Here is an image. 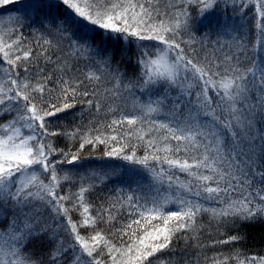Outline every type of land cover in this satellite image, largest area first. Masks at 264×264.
Returning a JSON list of instances; mask_svg holds the SVG:
<instances>
[{"label":"snow or ice","instance_id":"1","mask_svg":"<svg viewBox=\"0 0 264 264\" xmlns=\"http://www.w3.org/2000/svg\"><path fill=\"white\" fill-rule=\"evenodd\" d=\"M9 2L0 0V7ZM220 3L173 0L162 10L160 0H37L29 6L35 15L28 26L39 17L32 46L21 31L23 17L9 15L20 23L7 39L0 34V116L10 117L0 123V220L6 225L0 228V264H107L105 253L111 264H152L148 258L171 251L177 234L194 231L203 213L225 224L264 219V0H256L260 35L251 54L243 25L209 22ZM132 38L161 46L149 52L137 45L140 71L125 82L120 64ZM101 82L111 85L104 89L107 99L137 91L149 99H134V114L121 110L105 125L115 134L95 126L57 127L60 114L75 107L77 97H95ZM83 102L101 108L98 100ZM61 136L79 140V148L57 147ZM133 138L146 144L143 156L130 144ZM86 145H104L105 157L129 165H110L104 177L123 170L137 184L135 191L129 185L124 199L139 218L117 230L128 237L120 246L97 229L115 219L110 209L119 199L93 215L85 200L91 184L82 183L76 193L61 191L74 181L71 169L60 166L80 160ZM175 170L189 179L181 181ZM141 171L151 180L147 195L136 179ZM165 183L162 194L156 185ZM170 203L178 210L165 211ZM73 210L79 220L72 219ZM88 228L92 233L83 235L80 229ZM239 239L232 235L222 243ZM35 241H46L47 251L32 248ZM229 259L264 264V257L238 250L215 264Z\"/></svg>","mask_w":264,"mask_h":264},{"label":"trees","instance_id":"2","mask_svg":"<svg viewBox=\"0 0 264 264\" xmlns=\"http://www.w3.org/2000/svg\"><path fill=\"white\" fill-rule=\"evenodd\" d=\"M37 2V0H28L26 2L22 0H10L7 5L0 7V30L5 34V39H7V33L12 29L18 27L20 21H10L9 15L16 17H23L24 27L22 28V34L25 38V43L32 46L35 44L37 39V33L35 28L39 27V17H36V24L32 27L28 26L29 18L35 14L31 11L30 5ZM173 3V0H160V8L163 10L167 5ZM169 11H174L169 8ZM236 12V10H235ZM223 5L220 3L219 7L215 12L209 17L210 23H217L223 20ZM196 13L193 11V16ZM257 15V11L253 12L251 9H241L240 13L236 12V20H231L229 24H235L237 28L243 25L240 30V34L244 37L245 44L248 47L249 54L257 46V41L260 35V31L256 30L254 17ZM199 31H205V26L203 24H197ZM14 38V37H12ZM213 39H216L213 36ZM133 43L127 47L124 51V59L120 64V71L126 73L125 82L127 79L134 78L140 71L136 65V59L139 55L141 49L137 45L146 46L149 52H154L155 46H161L157 41H137L132 38ZM219 55V53H217ZM259 56L264 57V50L259 52ZM43 65V62L41 61ZM50 70L52 65L47 66ZM82 70L84 69L83 63L80 64ZM106 87H111L110 84L101 82L99 92L95 97L88 96L77 97V102L75 107L68 110L65 113L60 114V118L56 120V126L59 128H67L69 130L75 128L76 126H81L83 130H87L90 127H98L101 132L111 135L115 134L110 129L106 128L105 125L110 123L114 118H118L120 111L123 110L126 113H135L136 105L134 104V99L138 98L137 103L146 102L149 99L148 94L140 93L137 91L135 97L129 95L127 92L123 94V97L116 99L115 101L107 99L104 89ZM85 99H92L94 101L98 100L101 103V108L96 111L95 107L89 109L88 105L83 101ZM109 108L112 111H109ZM10 119L9 116H0V123L6 122ZM153 119L162 120L163 115L153 116ZM135 127V126H133ZM121 131V129H117ZM92 135H96V132H92ZM175 143V142H173ZM55 144L57 147L68 151L71 149L73 152L79 148V140L69 139L67 137L61 136L55 138ZM130 144L136 145V152L138 156H143L146 150V144L144 142H137L135 138L130 141ZM105 146L98 145L92 147L86 145L85 148L80 152V160L74 162L72 165L64 163L60 167L65 170L71 169L73 184H64L61 191L64 193H76L83 183L85 186L89 184L92 187L88 192L85 193V200L88 204L92 206V214L95 215V210L100 206L104 205L107 207L110 203H117V207L110 209L112 215L115 217L111 223H99L97 224L98 230H103L104 234L117 246H120L122 241L128 239L127 236H121L117 231L123 226H126L134 219H138L139 215H130L132 209L128 206L124 197L130 195L128 191L129 185L132 190H137V184L133 183L127 175L123 174L121 170L120 175H110L104 177V173L111 172V167L114 165H122L124 167H129L126 162L118 160L116 158H109L104 156ZM167 166L165 165V168ZM93 173L96 175L94 176ZM176 176L179 177L181 181H187L189 177L186 173L179 172L175 170ZM83 178V179H82ZM140 181L143 189V194L147 195L151 189L149 185L151 180L149 179L148 173L141 171L140 175L136 177ZM162 194H167L168 185H156ZM121 189L124 191L121 192ZM140 195L141 192L137 191ZM213 206V205H206ZM173 207V208H171ZM178 210V205L170 203L165 211ZM45 217H48L49 213L47 209H41ZM73 220H79V212L71 211L70 213ZM198 223L196 229L189 230L187 232L178 233L173 239L171 245L169 246L171 251L164 250L158 252L153 257H149V261L152 264H160V260L167 261V264H215V258L223 260L225 256L231 257L237 250L242 254V256H257L264 257V219H257L254 221H237L233 224L231 221L228 223H221L213 219L210 213H203L198 218ZM153 223H159V221H153ZM6 225L3 220H0V228H4ZM83 235H88L92 233V229H80ZM232 235H238L240 239L238 241L230 243H222V241L227 240L228 237ZM44 243V244H42ZM35 241L33 242L32 248L37 252L47 251V242ZM159 258V259H158ZM107 261V264H111L108 260L107 253L102 258ZM147 264V262H145ZM228 264H235V261L229 259Z\"/></svg>","mask_w":264,"mask_h":264},{"label":"rangeland","instance_id":"3","mask_svg":"<svg viewBox=\"0 0 264 264\" xmlns=\"http://www.w3.org/2000/svg\"><path fill=\"white\" fill-rule=\"evenodd\" d=\"M22 1L26 2L28 0H22ZM221 4L223 5V14H222L223 21H227L228 23H230L231 20H236V12L240 13L242 8L243 9L249 8L253 12H255V10H256V0H227V7L225 6V0H221ZM235 10H236V12H235ZM4 19L7 20L8 18H4ZM259 19H260V17L257 14L254 17L255 27H256L257 20H259ZM0 25L2 26V23H0ZM256 30L260 31L257 28H256ZM0 34H3V31L0 30ZM213 206H216V205H213ZM171 208H173V207H171ZM171 211H173V210L171 209ZM132 215H137V213L132 210ZM44 242H46V241H44ZM42 244H44V243H42Z\"/></svg>","mask_w":264,"mask_h":264}]
</instances>
